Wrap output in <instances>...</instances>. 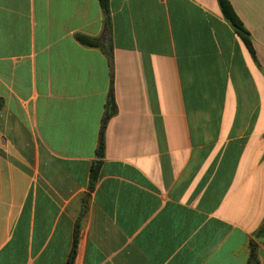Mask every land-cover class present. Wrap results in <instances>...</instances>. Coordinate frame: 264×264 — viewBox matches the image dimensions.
<instances>
[{"label": "crops", "instance_id": "crops-1", "mask_svg": "<svg viewBox=\"0 0 264 264\" xmlns=\"http://www.w3.org/2000/svg\"><path fill=\"white\" fill-rule=\"evenodd\" d=\"M0 0V264H246L264 225V0ZM107 40L103 37V43ZM264 264V241L258 245Z\"/></svg>", "mask_w": 264, "mask_h": 264}, {"label": "trees", "instance_id": "trees-1", "mask_svg": "<svg viewBox=\"0 0 264 264\" xmlns=\"http://www.w3.org/2000/svg\"><path fill=\"white\" fill-rule=\"evenodd\" d=\"M218 8L220 10V13L224 19V21L230 26V28L233 30V32L239 37V39L242 41L250 55L252 56L253 60L256 61L254 57L253 47H252V40L249 32L239 19V17L234 12L229 0H216ZM102 19H103V29H102V35L99 38H92L85 35L77 34L75 35L76 41L86 47V48H98L101 49L108 61V67L110 71V86H109V92H108V103L106 105V111L104 114V117L102 118L101 125H100V131H99V139L98 144L95 152V160L91 164L90 167V174H89V191H92L97 178L98 173L102 164V161L104 159V152H105V130H106V124H108V121L110 118H112L116 112L117 108L114 104V96H113V50L111 46V16H110V7L109 2L110 0H98ZM103 37H106L107 40L105 43H103ZM78 221L75 224L74 228V235H73V244L72 249L70 250V254L67 260L66 264H73L76 254V247L78 242V234H79V226ZM264 241V225L260 227L254 234L252 239L250 240L248 244V260L246 264H259V258H258V245Z\"/></svg>", "mask_w": 264, "mask_h": 264}]
</instances>
